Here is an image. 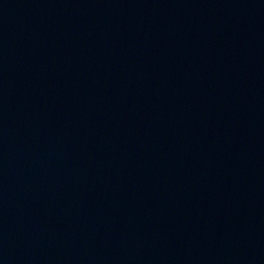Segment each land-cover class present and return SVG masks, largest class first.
<instances>
[{
  "label": "water",
  "instance_id": "water-1",
  "mask_svg": "<svg viewBox=\"0 0 264 264\" xmlns=\"http://www.w3.org/2000/svg\"><path fill=\"white\" fill-rule=\"evenodd\" d=\"M0 264H264V0H0Z\"/></svg>",
  "mask_w": 264,
  "mask_h": 264
}]
</instances>
